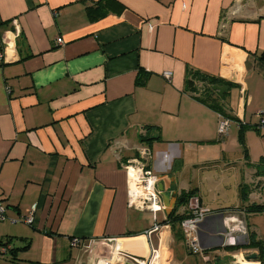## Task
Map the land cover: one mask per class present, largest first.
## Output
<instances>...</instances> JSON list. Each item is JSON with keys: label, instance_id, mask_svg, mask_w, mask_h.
Masks as SVG:
<instances>
[{"label": "crops", "instance_id": "0c3cea01", "mask_svg": "<svg viewBox=\"0 0 264 264\" xmlns=\"http://www.w3.org/2000/svg\"><path fill=\"white\" fill-rule=\"evenodd\" d=\"M99 1L0 0V264H152L162 248V264L254 260L248 235L264 240V212L247 207L264 204V166L229 143L233 121L264 130V0H116L93 19ZM197 73L227 86L212 93L222 111ZM143 148L156 215L128 203L124 166ZM191 191L211 210L199 259L180 224L163 223Z\"/></svg>", "mask_w": 264, "mask_h": 264}, {"label": "built area", "instance_id": "2783aa9c", "mask_svg": "<svg viewBox=\"0 0 264 264\" xmlns=\"http://www.w3.org/2000/svg\"><path fill=\"white\" fill-rule=\"evenodd\" d=\"M58 42H64L63 38H58ZM3 57V53L0 52V58ZM166 78L171 77V72H165ZM230 119L221 116L218 126V132L220 135H226L230 127ZM258 128L264 127V108L257 112V124ZM140 156L127 162L124 166L128 176V195L129 206L137 207L139 209H149L155 215L158 212L164 210L161 193L157 188L158 177L153 170L148 168L146 159L149 158L150 152L148 149L143 148L139 151ZM131 175L135 176L133 186L131 185ZM35 206L29 215L21 218L23 223L32 225L34 221L33 212ZM211 210L208 207L202 206L199 197H192L190 206L187 211V217L182 220L181 228L184 234V240L188 250L193 254H200L203 252V248L200 244L199 226L206 219ZM7 205L4 200H0V222L6 221ZM160 228L156 223L154 227L147 233L152 232ZM72 245L76 247L82 246V240L79 237H75L72 240ZM139 264H146L144 260L135 258Z\"/></svg>", "mask_w": 264, "mask_h": 264}, {"label": "rangeland", "instance_id": "374dc122", "mask_svg": "<svg viewBox=\"0 0 264 264\" xmlns=\"http://www.w3.org/2000/svg\"><path fill=\"white\" fill-rule=\"evenodd\" d=\"M192 81L194 82V87L195 89H197V92H200L201 94H204L206 96L212 94L211 92V84L209 82H207L206 84L202 83V85H198V83L200 82V79L194 75L192 76ZM214 94V93H213ZM231 122V120H230ZM237 123H235L233 121L232 126L234 127L233 129H235V132L230 140L229 143V149H231L232 152L236 153V156L241 155L243 153L244 158L250 162V163H254L255 165H260L261 164V160L262 157H264V134L262 133V131L264 130H257L256 128H245L244 132L241 134L240 132V127L238 128V126L236 125ZM218 138L220 140L222 137L220 136V134L218 133ZM246 149V151H245ZM260 166H264V164H261ZM183 249H178V255L181 254V251ZM193 254V253H192ZM251 255V253H245L244 256H240L237 258H233L231 257V264H241V261H244L243 264L247 263H253L256 264L258 262H260L258 259H254L252 260L251 258H249V256ZM256 255H258V253H256ZM193 259H199V255L197 254H193L192 255ZM150 261H145L146 264H150ZM255 261V262H253ZM154 263V261L152 262V264ZM259 264V263H258Z\"/></svg>", "mask_w": 264, "mask_h": 264}, {"label": "trees", "instance_id": "16d2710c", "mask_svg": "<svg viewBox=\"0 0 264 264\" xmlns=\"http://www.w3.org/2000/svg\"><path fill=\"white\" fill-rule=\"evenodd\" d=\"M116 0H100L97 5L95 7H88V11L90 12V16L95 19V18H99L103 15H105L109 9L113 8L114 6H117L118 4H116ZM199 79H201L200 74L197 73L195 74ZM205 82H209L211 84V86L213 84H220L219 80L215 79V78H204L203 79ZM140 81V80H139ZM192 81L189 82V84L191 85ZM211 92L214 93V90L211 88ZM212 94L207 96V99L210 97V101L209 99H204L205 102H208L210 104V106H212L213 108L217 109L218 111H222V107L220 105H218L216 103L215 100L212 101ZM240 125V132L241 134L244 132L246 126L239 122ZM257 127V126H256ZM258 128V127H257ZM246 151V149H245ZM261 164H264V159L262 158L261 160ZM260 164V165H261ZM243 189V187H242ZM194 194L193 191L191 192H187V193H183L180 197V204H185L188 203V201L190 200V198L192 197V195ZM247 209L251 212H264V204H251L247 207ZM187 217V212H185L184 214H172L168 217L167 220L163 221V223L165 222H170L173 223V228L175 230V225L176 223L180 224V230L181 233L184 237L182 228H181V222L182 220H184ZM249 238H248V244L246 245L247 248H256L258 250V255H256L255 259H258L261 264H264V240L258 239L256 237L255 233H249ZM3 246H6V244L2 243ZM7 247V246H6Z\"/></svg>", "mask_w": 264, "mask_h": 264}, {"label": "bare ground", "instance_id": "6f19581e", "mask_svg": "<svg viewBox=\"0 0 264 264\" xmlns=\"http://www.w3.org/2000/svg\"><path fill=\"white\" fill-rule=\"evenodd\" d=\"M130 179H131V185L133 186V183H134V180H135V176L131 175ZM162 253H163V248L161 249L160 253H157L158 254L157 255L158 258H157V260H156V258L154 259V263L153 264H162V260H163V256H162L163 254ZM247 262H246V264H253V263H247ZM256 264H258V263H256Z\"/></svg>", "mask_w": 264, "mask_h": 264}, {"label": "water", "instance_id": "95a60500", "mask_svg": "<svg viewBox=\"0 0 264 264\" xmlns=\"http://www.w3.org/2000/svg\"><path fill=\"white\" fill-rule=\"evenodd\" d=\"M211 88L214 90V91H218V93L220 95H223L225 90L227 89V86L225 85H222V84H213L211 86ZM8 247V246H7ZM252 258H256V255H253Z\"/></svg>", "mask_w": 264, "mask_h": 264}]
</instances>
